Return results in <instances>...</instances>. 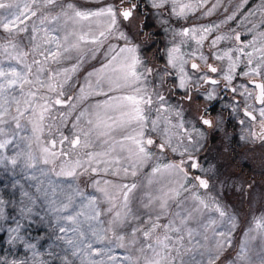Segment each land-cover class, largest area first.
Instances as JSON below:
<instances>
[{
  "label": "snow or ice",
  "instance_id": "snow-or-ice-1",
  "mask_svg": "<svg viewBox=\"0 0 264 264\" xmlns=\"http://www.w3.org/2000/svg\"><path fill=\"white\" fill-rule=\"evenodd\" d=\"M57 0H44V7L49 5H55ZM169 0H152V6L154 8H162L167 4ZM121 5L127 3L130 7H124L120 11L119 15L123 17L125 21H128L137 7L132 3V0H120ZM173 5L172 11L177 16L185 14V10H193L191 3L180 4L179 0H171ZM38 0H0V10H5L3 14H0V29L13 33L22 32L27 30V21L32 17L37 16ZM66 10L63 12L66 17L65 23L71 21L73 24H78L81 21L90 20L92 17H104L110 18L104 30L99 31L98 36H89L88 32L77 34L75 31L66 32L63 37L54 35L57 29L44 28V22L47 17L41 19L40 26L33 24L30 40L33 43L32 51L35 52L41 48V45L35 43L37 40V33L39 31L45 32V43L54 47H47L43 51H39V55L44 59H33L32 64H26L24 57L29 53L23 50L17 51V45L10 42L12 49L9 52V46L5 45L3 51L12 60L16 61V64L20 65L19 68L9 65L7 68L0 65V166L7 168L9 165L13 168H20L22 171L25 169H36L41 176H47L48 170L46 168H38V164L43 163L45 165L49 163H55V161L63 157V163L61 171L57 173L58 176L75 177L79 169L84 171H91L92 173H99L103 171L113 176H119L123 171L125 175L131 174L133 177L137 175V169L143 164L147 163L152 158V152L149 150L151 146L155 144V141L146 136L145 129L148 127L150 120L149 113L154 103H158V107L155 109L157 113H161L164 110L169 109L166 97L156 90L153 86V90L149 92L150 81L149 76L153 74V69L147 67L146 64L138 57L137 48L134 46L120 47L118 50L109 47L108 53H106L107 62L104 63L101 68L94 72L88 73L85 78V84L80 86L81 95L78 97H68L66 100L60 97L64 96V85L54 83L58 72L49 71L46 73L44 64L50 58L59 62L61 59L69 58L67 54L72 51H79L81 42H90L92 44H102L104 40L111 34L113 28L117 25V13L114 6H108L107 8L99 9L97 11H81L75 8L71 3L65 6ZM179 8V11H177ZM53 19H59L54 17ZM231 19V17H229ZM51 23V21H48ZM23 24L24 27L20 28L19 25ZM254 27H257L254 25ZM261 27H264L262 22ZM201 31L200 29H184L180 34L188 36L191 32L192 39L196 41L198 45H202L203 41L207 38L205 35H200L197 39L195 33ZM212 28H204L203 33H211ZM76 37L73 41L70 37ZM120 37L127 39L124 33H120ZM103 38V39H101ZM226 39L224 36H216L211 44L213 47L216 44ZM237 41H240V36L235 37ZM186 41H181V44ZM251 48V51L246 49ZM62 49V51H61ZM238 53L235 57L230 55L229 51H225L223 56L219 53H213L215 59L222 60L224 57H228L230 63L228 69L224 72L223 78L231 83L233 79V73L237 63L246 57L248 61V71L244 73L247 75H262L264 74V30L258 31L253 35L251 41L244 44L242 48L234 50ZM129 55H123V54ZM254 53H258L255 57L258 63H253ZM196 52H192L188 55L194 56ZM95 57V50H93V58ZM119 58V59H118ZM199 59L207 63V58L204 55H200ZM188 63L186 54L181 52L180 46H173L168 51V64L173 68L179 69V87L185 88L186 84L191 77L185 71V65ZM33 65H36L35 78L31 79L33 75ZM77 65L72 66V71L75 72ZM208 71L216 73L218 69L208 64ZM191 68L194 72L200 70V66L197 63H192ZM67 72L68 70L65 69ZM111 73V75H109ZM160 75L159 72L156 73ZM169 73H165L168 75ZM96 76V80L93 83L91 77ZM205 82H209V78L206 75L198 77ZM108 81L107 88H105L104 82ZM66 82V81H65ZM212 84H216L217 81L210 80ZM253 89H258L259 92L255 97L256 103L264 105V83L251 82ZM31 84L36 87L35 91H29L24 93V85ZM57 88L60 89L56 98H50L45 95H40L41 89H46L49 92H56ZM235 91V88L232 89ZM248 91V96L251 97V90ZM96 95L103 96V101H98L91 109H84L80 111L76 117V122L73 124L75 128L81 121L85 122L87 128H81L78 133L74 134V138L70 140L71 148L75 150L77 147L82 146L86 149L93 147L92 137L95 136L97 140H101V151H89L86 152V159L71 158L69 152L64 150L65 141H68L67 136H61L59 140L60 148L57 149V140L55 138L44 142L42 140V134L46 127L47 120L51 116V111L54 105H69L75 108L74 100L86 99L88 96ZM153 97L156 99L154 100ZM185 98L194 102V97L185 93ZM212 95L209 94L207 99H212ZM13 105H15V115L12 114ZM248 107H252L249 105ZM175 111L174 109H172ZM256 111V109H253ZM253 111H249L247 108L244 111V115L249 117L252 121H256V116ZM261 117L259 123L261 124V132L258 134L252 132V136L256 138L259 136L261 140H264V107L258 109ZM181 113L177 112V115ZM63 117V114H62ZM22 120L26 121V124L21 123ZM160 116L155 119H151V131H160ZM202 123L209 127L212 126V121L209 119H203ZM243 123V121H241ZM14 125V127H13ZM27 125H31L29 131ZM183 127V124L180 125ZM117 131H122V135L119 139H114L113 134ZM164 136L167 137L168 129H163ZM103 138V139H102ZM35 139L42 143L40 157H37L31 151V142ZM191 142V137H189ZM9 146H14V152L12 155H6L5 150ZM166 146H170V139H165L163 142L157 145L161 152H163ZM119 148V152H117ZM176 151L175 148L172 149ZM187 151V149H186ZM127 153V155H124ZM192 159L191 167L196 169L198 164ZM122 161H126L124 164ZM183 163V161L181 162ZM85 165L88 167L86 168ZM95 165V166H94ZM100 165H104L103 168ZM167 169L179 168L180 172H184L183 167L178 165H165ZM160 166L157 165L152 169L153 174L159 172ZM29 179L37 180V184L30 185L35 187V195L28 191L22 190V196L26 198L19 202L18 215L12 217L15 223V227L9 226V243L15 244L17 242L23 244L26 249L33 250V255H37L35 252L36 245L31 243L25 238V233L28 225L31 223L33 215H36L35 208L37 202L44 201L41 207H44L46 215L40 216L41 221L47 223V226L53 230V235L56 240L62 241L67 247L63 249L65 256L64 259L67 262V255L70 253L73 257L81 259V264H104L103 259L93 260V256L108 255L110 249H96L93 248V243L100 242L104 239L103 232L105 231L102 225V221L99 219L102 215L101 210L96 206V198L85 196L75 185L69 184L66 188L60 185L54 184L52 181L39 180L35 173H33ZM185 179H187V173L185 172ZM199 181V185L202 188L208 187V182L205 179L196 177ZM100 181H96L97 189L104 193V196L110 207L108 212L113 213L112 219L109 221L110 230H115L116 227H123L130 215L129 197L130 193L136 189L135 183L116 185L112 181L104 180L105 185L112 184L117 189L116 194L110 193L107 189L100 188ZM181 189H185V185H181ZM175 195H179V189L174 190ZM168 195L167 193L165 194ZM116 196L123 197L122 210L118 209L115 203ZM62 197V198H61ZM78 198H80L78 200ZM193 200L199 202V205L203 206V209L208 211H215L219 214L222 221L231 224L232 228H235V217L227 216L224 209L213 201L210 206L202 198L197 195H193ZM85 201H87L85 203ZM6 202L0 197V218L4 217V207ZM151 203V201H150ZM46 205V207H45ZM179 207V205H178ZM161 215H157L155 222L149 218V226L147 228H134L133 235L137 231H141L145 240L153 241V234L157 233L161 228L163 229V235H156L155 240L152 243L147 244V250L152 253L149 257L145 248H141L140 251L144 253V264H175V257L172 252L175 251L179 254V248L177 244L182 243L186 232L189 238L193 237V231L188 227L189 222L193 218V213L200 211L199 207H193L185 212H176V219L169 220L167 223L160 224L161 216L166 214L167 211V199H164L160 203ZM88 209V211H84ZM49 217H51L49 219ZM83 217V219H82ZM177 220L179 223H177ZM27 222V223H26ZM95 222V223H93ZM211 223H215L212 220ZM258 229H264V220H258L256 222ZM59 233L60 235H56ZM71 233V235H70ZM95 237V241L89 240L88 236ZM175 234V239L173 235ZM215 235L219 236L221 240L217 241V245L223 248L225 245L230 246V230H224L216 232ZM120 241L124 240L123 235L117 236ZM123 246V245H121ZM59 247V245H57ZM55 255V254H53ZM110 260L115 258L108 257ZM218 256H213L209 250L207 257V264H216ZM124 259L129 261V264H139V259L132 261L130 257ZM238 259L241 264H249L248 249L246 246H242L238 253ZM12 264H27V260L17 261L14 260ZM70 264V262H68ZM261 264H264V259L261 260Z\"/></svg>",
  "mask_w": 264,
  "mask_h": 264
},
{
  "label": "rangeland",
  "instance_id": "rangeland-1",
  "mask_svg": "<svg viewBox=\"0 0 264 264\" xmlns=\"http://www.w3.org/2000/svg\"><path fill=\"white\" fill-rule=\"evenodd\" d=\"M145 1L152 3V0ZM226 1L227 3H242V0L241 2H239V0H223V3ZM43 3L44 0H38V5L34 6L38 7L37 14L50 16V14H52L58 7L57 4L43 7ZM56 3L64 2L63 0H57ZM179 3H191L193 6V10H185L184 15H176L181 21L185 19L186 23H183L182 26L180 24L181 21H179L181 31L179 30L177 33H174V31H170L172 33L166 34L161 33L163 38H171V41L176 45L166 43V47L162 48V50L152 51V62L151 64H146L147 67L149 66V68L153 69V74L148 77L150 81L149 92L153 90L154 86L157 91L159 90L163 92L166 97L173 95L185 96L188 85L197 86L202 81V79H198V77L202 75L208 76V73L203 74L201 70L205 62L199 59V56L202 54L200 46L198 56L195 54L194 57V62L200 66V70L198 72H194L193 69H190L188 66L190 60L189 57H187L188 63L185 65V71L191 79L188 80L185 88H180L179 69L173 68L168 64L169 49L173 46H180L181 41H184L186 37L190 38V41H192L193 44H197L196 41L192 39L193 34L191 32L189 33L192 34L190 36H183L180 33L184 29L196 28L201 30L198 31V35L200 36L202 35L201 33L204 28H211V26L209 27V22L213 21L212 19L221 14L220 12L217 13V10L220 8L224 11V5L220 3V0H201V3H196L195 0H179ZM164 6L169 7L172 11L173 5L171 0H169V2ZM64 11L65 10H63V12ZM91 11H95V9H92ZM177 11H179V8H177ZM4 12L5 10H0V14H3ZM57 17H59V19L52 18L50 20L51 23L48 22L49 19L46 20L43 27L47 29H57V31L53 34L63 37L66 33L65 27L67 25L65 24V17L64 15H62V17ZM154 17L157 21L162 20L158 13L155 14ZM260 20L264 19L260 18L258 23H260ZM108 21L109 17L104 16L98 17L97 19L91 18L90 20H87V23H96L97 25L102 26ZM139 21L140 18L135 17L125 22V27L128 28L127 30L134 33L129 34L130 37H127V35L124 34L127 39L121 38L119 31L112 33L110 35L112 39H109L107 42L108 50L110 46L117 50L124 46H134L137 50H143L146 52L147 46L142 44L139 40L140 36L138 37L137 26ZM35 22L41 23V20H36L32 17L31 20L26 22L28 26L26 32H28V34H33L31 27L33 24H36ZM156 24L157 23L154 24L153 29ZM213 24L215 25V23ZM19 27L23 28L24 25L21 24ZM0 31L3 33V39L5 42L9 39L17 38L21 33H9L2 29H0ZM257 32L258 31L256 30L255 33ZM95 34H91V32H89L90 37ZM209 34L211 33H205L204 35L210 37ZM199 36H196L197 39ZM37 37L38 38L35 43L41 45V48L39 49L40 51H43L47 47H54L45 43L44 31H39L37 33ZM208 37L203 41V47L206 49L208 45L209 63L218 69L214 75H209L208 77L218 80L222 79L226 84H229V82L223 78V75L228 69L230 61L228 57H224L225 60H218L214 58L213 53L215 52L210 50V39H208ZM115 43L122 45H115ZM235 46H239L237 47L238 49L242 48L244 44L239 41L235 44ZM192 48L197 49L198 45H192ZM108 50L101 49L100 51H95V57L93 58L91 43L85 42L82 49L80 48L79 51L74 50L70 54H67L69 58L61 59L59 62L50 58L45 62V64H48L51 71L54 69L55 72L59 73V75L56 76L54 83L64 85L63 90L65 97H60L61 99L66 100L68 97H78L81 95L80 86L85 84V78L88 73L101 68V66L107 62L108 57L106 56V53H108ZM247 50L252 49L248 48ZM229 52L232 57L238 55L237 52ZM123 55L126 56L129 54L125 53ZM137 55H139L138 52ZM220 55L223 56V54ZM257 55L258 53H254V64L259 62L255 59ZM145 57L147 58L148 55L145 54ZM41 58L44 59L42 56ZM244 58L246 57H243V59ZM24 62L26 63V61ZM77 64L78 67L76 71L73 72L71 70L72 66ZM158 64L163 65L164 69L160 68ZM0 65L5 68L9 65L17 68L20 67V65L16 64L15 60L10 59L7 61L4 53H0ZM36 67V65H33V75L30 77L31 79L35 78ZM65 69L68 71L66 72ZM246 71H248V67H244V62L240 60L237 63L235 72L233 73V79L231 81V83L236 81V84H234L238 87L240 92L246 91L245 82L247 80L253 79L264 83V76L262 77V75L251 74L245 76L244 73ZM157 72H159L160 75H157ZM165 73L169 74L165 75ZM109 75H111V73H109ZM91 80L94 83L96 76L91 77ZM107 83L108 81L106 80L104 82L105 88H107ZM35 90L36 87L31 84L24 85L23 91L25 94L29 91ZM59 91V88H57L56 92H49L46 89H41L39 94L53 98L57 92L58 93L55 96H58ZM217 93V87L206 85L203 92L200 91L192 95L197 101L201 102L198 96L208 97V95L211 94L212 97L215 98ZM104 99L105 98L103 96L91 95L86 99L74 100L73 103L75 104V108L69 105H58L56 110L52 109L51 111V113L55 114V116L51 122L47 121V124L50 125V129L49 127L45 128V131L42 134V140L47 142L55 138L57 140L56 147L59 149L61 147L59 144L61 136H67L69 139L68 141H65L64 150L70 153L73 161L75 159H81L82 161L85 160L87 158L85 155L86 152L101 151V140H97L95 136L92 137L93 147L86 149L79 146L73 150L71 148L70 140L74 138V136H69L70 131L69 133H64L63 130L65 129H63V127H66V124L69 125L73 134L78 133L81 128H87L86 123L83 121L77 124L74 128L73 124L76 122V117L79 115L80 111L84 109H91L98 101H103ZM167 102L170 106L168 110L157 113L155 109L159 105L158 103H154L152 106L153 109H151L149 113L150 120L145 131L146 136H150L155 141V144L149 148L153 155L147 163L137 169V175L135 177H133L130 173L125 175L123 171L120 172L119 176H113L103 171H100L99 173H92L90 170L84 171L83 169H79L75 177L58 176L57 173L61 171L63 157L57 159L55 163H49L47 165L43 163L38 164V168H46L48 170L47 176H41L39 171L36 169H25L22 171L19 167L13 169L10 165L7 168L0 166V197H2L6 202H11L5 204V218H0V237L3 238L6 245V253L4 258L0 259V264H12L14 260H27V264H68V262H70V264H81V259L71 256L70 253L67 255V262L65 261V253L63 249H65L67 245H65L62 241L56 240L53 235V230L47 226L46 222L41 221L40 216L46 215L44 207H41V205L44 204L43 200L37 202V207L35 208V212L37 214L33 215L31 223L28 225L25 233V238L36 245L35 252L37 255L34 256L33 250L26 249L23 244L19 242L15 244L9 243V226L15 227L12 217H16L18 215L19 202L22 199L26 202V198L22 196V190L35 195V187H30V185H35L38 181L28 178L33 173L36 174L39 180H44L45 183L50 180L54 184L65 188L69 184H72L83 192L85 196L96 198V206L102 213L99 218L102 221L101 227H103L105 231L103 232L104 239L100 242L93 243V248L105 250L110 249V252L108 255L93 256V260L103 259L104 264H129V261L124 258L130 257L133 262L139 259V264H144L145 254L142 253L140 249L142 247L145 248L147 255L151 257L152 253L147 250V244L152 243L155 240L156 235L162 236L163 229L161 228L157 233L153 234V241L145 240L141 231H137L135 235H133V229L147 228L149 226V218L155 222L156 216L161 215V201L167 199V211L165 215L161 216L159 221L160 224L176 219L175 213L178 211L183 214L185 209L190 210L193 207H199L201 209L200 211L193 213V218L188 225V227L193 231V237L189 238L187 233L184 232V239L182 243L176 245V247L179 248V254L175 251L172 252L173 257H175V264H207L209 250L213 256L219 257L216 260V264H231V260L233 261V264H241V261L238 259V253L240 252L242 246H246L248 249L249 264H261V260L264 259V229H258L256 227V222L258 220H264V140L260 139L257 142V148L244 150L241 154L242 159L240 160H238L236 154L230 150L223 152V150L218 147L219 144L212 146L205 145V138H203V135L199 136L197 141L193 140V144H199L203 148L199 153L202 155L199 160L203 165V170H200V174L203 175V179L206 181L208 180V187L201 190L193 183V178L189 169L185 168L186 172H188L187 179H185V173L180 172L179 168H165V165H174L172 164L173 157L166 155L164 152L160 153L157 150L159 141L161 143L167 138L170 139L171 145L175 137H181V129L185 128L187 122V118L182 114V112L179 110L173 111L172 103L169 101ZM188 106L190 107L191 116H195L199 105L194 102H190ZM177 112L181 114L177 115ZM258 112L259 111H255L254 114L257 115L259 114ZM12 114H16L15 105H13ZM158 115L160 116V131L152 132L150 130V121L151 119H155ZM21 123L26 124V121L22 120ZM181 124H183V127L180 126ZM27 127L30 131L31 125H27ZM164 128L168 129L167 137L164 136ZM256 128L261 129V124L259 123L258 125L253 126V129ZM122 135H124L122 131H117L113 134V137L114 139H119ZM42 146L43 145L40 141L33 139L31 142V151L37 157H40L42 155ZM13 152L14 146H9V148L5 150L6 155H12ZM117 152H119V148H117ZM124 155H127V153H124ZM237 160L238 162H236ZM122 163L126 164L127 162L122 161ZM157 165L160 166L161 170L153 174L152 169ZM85 167L87 168L88 166L85 165ZM100 167L103 168L104 165H100ZM246 167H250L247 171V175L249 177H253V174L257 176L255 179L257 184L253 185V182H248L246 178L242 179L240 173L244 171ZM104 180L112 181L116 185H131L132 183L137 185L136 189L130 193L128 204L131 211L128 216L127 223L123 227H116L114 231L109 228V221L113 216V213L107 211L110 204L106 200L104 193L97 189L95 182L100 181L101 183L99 184V187L107 189L114 195L116 194L117 189L114 188L112 184L105 185L103 183ZM182 184L185 185L186 190L181 189ZM177 189L180 190L179 195H175L174 190ZM166 193L168 194L167 196L165 195ZM194 194L202 198L210 206L213 201H215L224 209L227 216L235 217V228H232L231 224L222 221L219 214L214 210L208 211L203 209V206L199 205L198 201L192 199ZM79 199L80 198H78V200ZM86 202L87 201H85V203ZM115 203L117 204L118 209L122 210L123 197L116 196ZM84 211H88V209H84ZM50 218L51 217H49V219ZM212 220H215V223H211ZM177 223H179L178 220ZM224 230H230L231 245H225L223 248H220L217 245V241L221 240V238L215 235V233ZM56 235L60 234L56 233ZM119 235L124 236L123 241L117 239V236ZM172 235L175 239V234ZM88 239L95 241V237L91 236V234H89ZM57 245H59V247H57ZM226 250L230 251L228 257L225 256ZM109 256H112L115 259L110 260L108 258Z\"/></svg>",
  "mask_w": 264,
  "mask_h": 264
},
{
  "label": "flooded vegetation",
  "instance_id": "flooded-vegetation-1",
  "mask_svg": "<svg viewBox=\"0 0 264 264\" xmlns=\"http://www.w3.org/2000/svg\"><path fill=\"white\" fill-rule=\"evenodd\" d=\"M132 3L136 4L137 7L135 8L131 18H140V21L138 22L139 24L137 26L138 37L140 36V42L147 46L146 52L148 51V57H144L141 60H145L146 64H151V59H153L152 51L162 50V48L166 47V43H172L174 45L176 44L171 41V38H163L161 32L148 30L147 27L150 28L151 25L146 24V20L154 19V16L157 13L160 17L161 13L170 12L171 9L167 6L156 9L152 6L151 2H147L145 0H132ZM124 7H130V5H128L127 3L121 5V3H119V5L116 7L117 13L119 14ZM170 14H172L171 16L173 18L178 19L172 11L170 12ZM185 21V19L181 21L182 26L183 23H186ZM125 22L126 21H124V23ZM155 22L158 21L155 20ZM198 34L199 32L195 33L196 36H199ZM201 34L204 35L205 33L202 32ZM190 35L192 34H189L188 36ZM184 41H186V43L180 44V48L181 52L189 57V68L191 67L192 63H195V55L192 56L188 54L192 53V51L195 50L198 56L199 48L201 46L202 55L207 58V63L204 64L201 70L203 74L208 73V76L214 75L215 73L208 71L207 67V65L210 64L208 47L205 49L203 47V44H193V42L190 41V38L187 37L186 39H184ZM192 45H198V48L193 49ZM158 66L164 69L163 65L158 64ZM208 78L213 79L211 77ZM214 80L217 81L216 84H212L211 82L205 83V81L202 80L201 83H199L197 86L188 85L187 93L191 95L200 91L203 92L206 85L209 84L218 88V93L215 98L207 99V97L205 96H198L201 102L195 99L194 103L199 105L197 107L195 116H191L190 107L188 106L190 101H188L185 96L173 95L170 97H166L163 92L158 90L160 94L166 97L167 101L172 103V108L175 111L179 110L187 118L185 128L181 129L182 136L175 137L171 145L167 146L163 152L166 155L173 157L172 164L183 167L184 173L186 172V169H189V172L193 178V183L199 189H201L202 187H200L199 181L196 179V177L199 176L203 179V175L200 174V170H203V165L199 160V158L202 156L199 153L203 148L199 144H193V140L197 141V138L203 135V138H205V145L212 146L219 144L218 147L223 150V152L230 150L235 154H242V152L246 149H255V146H257L258 144L257 142L260 140L259 136L254 138L251 134L252 132H256L258 134L261 132V129H253V126L259 124V119L261 118L259 114H254L255 111H253V109H256V111H258V109L260 107H264V105H257L254 103L255 90L253 89V87L248 85V80L245 82V84L246 89L251 90V97L248 96V91L240 92L238 90V87L235 85L236 81H234L235 84L231 83L230 85V83L226 84L222 79ZM233 88H235V91L232 90ZM153 99L155 100L156 98L154 97ZM249 105H251L252 107H248ZM246 108L249 111H253V114L256 116L255 122L244 115V111ZM202 118L211 120L212 126L209 127L207 125H204L202 123ZM241 121H243V123H241ZM189 137H191V142L189 141ZM158 144H160V141ZM173 148H175L176 151H173ZM157 150L158 152L162 153L159 148ZM190 155L198 164V167L196 169H193L191 167L192 159H189ZM182 161L183 163H181ZM186 173L188 176V172Z\"/></svg>",
  "mask_w": 264,
  "mask_h": 264
},
{
  "label": "trees",
  "instance_id": "trees-1",
  "mask_svg": "<svg viewBox=\"0 0 264 264\" xmlns=\"http://www.w3.org/2000/svg\"><path fill=\"white\" fill-rule=\"evenodd\" d=\"M137 1H140V0H137ZM195 1H196V3H201V0H195ZM63 2L64 3H56L58 7L54 10V12L52 14H50V16L37 14V16L34 18L36 20H41L44 17H47L46 20H48V19L51 20L52 18L57 17V16L62 17L63 10H66L65 6L69 3H71L75 8H77L78 10H81V11H91L92 9H95V11H97L99 9L107 8L108 6H114L116 9V7L120 3V0H63ZM239 2H241V0H239ZM141 3H142V1H141ZM220 3H222L224 5V11H222L220 8L217 10V13L220 12L221 14L219 16H217L216 18L212 19L213 21L209 22V27L211 26L212 31H211V34H209L210 37L206 36V37H208V39H210V44H209L210 50H213L215 53L219 52L220 54H223L225 51L235 52L234 50L237 49V47H239V46H235V44L237 42H239L235 39V37L237 35L240 36L241 43L246 44L252 40L253 35L255 34L256 30L257 31L264 30V27H261L262 22H264V20H260V23H258L260 18L264 19V0H242V3H227V1L225 3H223V0H220ZM43 4H42V6H43ZM227 7H228V9H227ZM116 13H117V10H116ZM171 15L172 14H170V12L161 13V19L162 20H160V22L158 21L159 23L155 22L154 19L146 20V24L151 25V27L150 28L147 27V29L154 31V32H161L163 34L172 33L170 31H174V33L179 32V30L181 31V25H180L181 23L179 24L180 20L173 18ZM229 17H231V19H229ZM92 18L97 19L98 17H92ZM46 20H45V22H46ZM65 20H66V17H65ZM109 20H110V18H109ZM108 22H106L102 26H100V25H97L96 23H87V20L81 21L78 24H72V22L69 21L65 27V32L75 31L77 34H82L83 32H88V33L91 32V34L97 33L95 35H98L99 31L105 29ZM35 23H36L35 24L36 26H40L39 22L38 23L35 22ZM155 23H157V24L153 29V26ZM213 23H215V25ZM254 25L257 27H254ZM32 27H31V30H32ZM127 29L128 28L125 27L124 20L117 13V25L113 28L111 34L114 33L115 31H119V33L123 32L125 35H127V37H130L129 34H134V33H131L130 31H128ZM124 31H126V32H124ZM111 34L108 35V38L106 40H104V42L102 44L97 45V44L91 43V48L95 51H100L101 49L108 50L107 42L109 41V39L110 40L112 39V37H110ZM32 35L33 34H28V32H26V31H22L20 33V35H18L17 38L9 39V40H7V42H5V40L3 39V33H1V31H0V53H4L2 46H5V45L9 46V52H11L12 51V49L10 47V42H11V43H15L17 45V47H18L17 51L23 50V51L29 53L26 57L23 58L24 61H26V64H31L34 58L43 61V59L41 58V56L38 53L40 50H37L35 52L32 51L33 43L30 40ZM216 36H224V37H226V39L219 41L216 44V46L213 47L211 42ZM70 39L75 41L76 37L73 36V37H70ZM101 39H103V38H101ZM84 44H85V42H81V45H80L81 49H82ZM115 45H122V44H116L115 43ZM207 47H208V45H207ZM247 51H251V50H247ZM137 52L139 53L138 56L140 59H143L145 57V54H147L143 50L142 51L137 50ZM4 56H5L7 61L11 59L5 53H4ZM25 58H26V60H25ZM241 60L244 62V67L245 66L249 67L247 58H244V59L242 58ZM143 62H144V64H146L145 60ZM44 67H45L46 72L51 71L48 67V64H44ZM52 71H54V69ZM262 71H264V70H262ZM263 76H264V74H262V77ZM55 95H54L53 99L57 97ZM56 108H58V105H54L52 109L56 110ZM54 116H55V114L51 113V116L47 121L51 122L53 120ZM65 126L66 127H63V129H65V130H63V132L69 133V131H70L69 136H74L72 129L69 128L70 126L67 124ZM255 148H257V146H255ZM263 148H264V146H263ZM236 156L238 157V160L242 159L241 154L237 153ZM238 160L236 162H238ZM249 169H250V167H246L244 169V171H242L240 173V175L242 176V179L246 178L248 180V182H253V185H255V184H257L255 181L257 176H255L253 174V177H249L247 175L248 174L247 171ZM259 173H260V171H259ZM229 252L230 251L226 250V252H225L226 257H228ZM5 253H6V245H5L3 238L0 237V259L4 258ZM232 262L233 261L231 260V264H233Z\"/></svg>",
  "mask_w": 264,
  "mask_h": 264
},
{
  "label": "water",
  "instance_id": "water-1",
  "mask_svg": "<svg viewBox=\"0 0 264 264\" xmlns=\"http://www.w3.org/2000/svg\"><path fill=\"white\" fill-rule=\"evenodd\" d=\"M190 69H192V68L190 67ZM210 80H212V79H209V83H210ZM253 81H255L256 83H261V82L256 81V80H253ZM251 82H252V81H249L248 84H249L251 87H253V84H252ZM205 83H206V82H205ZM254 90H255V93H254V103L257 104V103H256V100H255V97H256V95L258 94L259 90H258V89H254ZM257 105H259V104H257Z\"/></svg>",
  "mask_w": 264,
  "mask_h": 264
}]
</instances>
